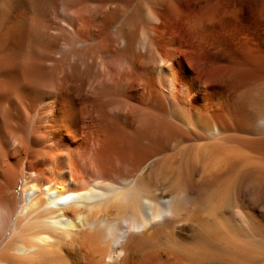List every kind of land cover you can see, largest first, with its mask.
I'll return each mask as SVG.
<instances>
[{
  "label": "bare ground",
  "instance_id": "obj_1",
  "mask_svg": "<svg viewBox=\"0 0 264 264\" xmlns=\"http://www.w3.org/2000/svg\"><path fill=\"white\" fill-rule=\"evenodd\" d=\"M225 260L264 264V0H0V264Z\"/></svg>",
  "mask_w": 264,
  "mask_h": 264
},
{
  "label": "rangeland",
  "instance_id": "obj_2",
  "mask_svg": "<svg viewBox=\"0 0 264 264\" xmlns=\"http://www.w3.org/2000/svg\"><path fill=\"white\" fill-rule=\"evenodd\" d=\"M22 183H23V181L20 182V185H19V187L17 188L18 193H20L21 190H22ZM255 254H257V253H255ZM224 262H225V264H234V263H235V262H231V260H225ZM236 262H237V261H236ZM235 264H236V263H235ZM237 264H239V263H237ZM242 264H244V263H242Z\"/></svg>",
  "mask_w": 264,
  "mask_h": 264
}]
</instances>
